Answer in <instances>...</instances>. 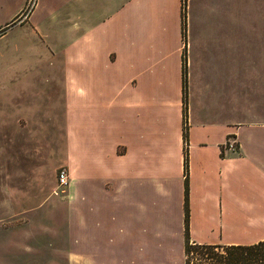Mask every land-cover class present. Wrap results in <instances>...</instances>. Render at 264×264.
<instances>
[{"label": "crops", "instance_id": "0c3cea01", "mask_svg": "<svg viewBox=\"0 0 264 264\" xmlns=\"http://www.w3.org/2000/svg\"><path fill=\"white\" fill-rule=\"evenodd\" d=\"M0 125L62 151L80 264H186V178L193 243L263 241L264 0H0Z\"/></svg>", "mask_w": 264, "mask_h": 264}, {"label": "rangeland", "instance_id": "374dc122", "mask_svg": "<svg viewBox=\"0 0 264 264\" xmlns=\"http://www.w3.org/2000/svg\"><path fill=\"white\" fill-rule=\"evenodd\" d=\"M257 1L250 0V4ZM6 131L0 125V250H7L6 241L14 240L15 244L9 245L10 252L3 256L4 262L0 257V264H80V257L69 251L72 247L61 241L82 235L80 196L77 192L75 198L70 196V169L57 160L62 151L49 155V151L22 143L12 154L4 144ZM63 167L69 170L70 181L61 191L58 176ZM214 251L216 254L209 255L194 252L186 260L189 264H218L216 260L227 254L226 249Z\"/></svg>", "mask_w": 264, "mask_h": 264}, {"label": "trees", "instance_id": "16d2710c", "mask_svg": "<svg viewBox=\"0 0 264 264\" xmlns=\"http://www.w3.org/2000/svg\"><path fill=\"white\" fill-rule=\"evenodd\" d=\"M188 1V0H186ZM184 9V8H183ZM184 18L186 23V9H184ZM186 31V24H185ZM184 114H185V129H184V138L187 142L188 138V83H187V69L186 61L184 62ZM186 172H188V159L186 155ZM188 181L186 178V256L189 257L190 254L197 252L202 255L214 254V250L219 248L226 249V255H220L218 264H264V240L260 241L253 245H231V246H213V245H201L195 244L191 241L188 230L189 222V203H188ZM216 254V253H215ZM213 258V256H211ZM186 264H189V260H186Z\"/></svg>", "mask_w": 264, "mask_h": 264}, {"label": "built area", "instance_id": "2783aa9c", "mask_svg": "<svg viewBox=\"0 0 264 264\" xmlns=\"http://www.w3.org/2000/svg\"><path fill=\"white\" fill-rule=\"evenodd\" d=\"M36 0H30V5L33 6L35 4ZM182 5L183 8L186 9L187 8V1L186 0H182ZM187 45L185 43V49H186ZM185 57H186V52H185ZM186 61V58H185ZM226 147L229 149H233V150H237L238 148V143L237 141H232V138L229 137ZM69 181H70V175H69V170L67 168H61L60 172H59V176H58V186H59V190L64 191V188L69 185Z\"/></svg>", "mask_w": 264, "mask_h": 264}]
</instances>
